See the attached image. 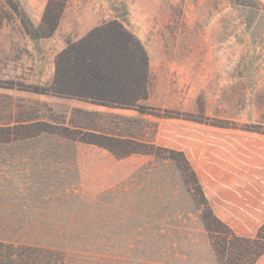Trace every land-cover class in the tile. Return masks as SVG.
<instances>
[{
	"label": "rangeland",
	"instance_id": "374dc122",
	"mask_svg": "<svg viewBox=\"0 0 264 264\" xmlns=\"http://www.w3.org/2000/svg\"><path fill=\"white\" fill-rule=\"evenodd\" d=\"M253 2L68 0L66 41L108 21H127L149 57L146 105L185 119L54 96L44 102L22 89L36 85L5 79L0 128L47 123L128 131L182 150L215 215L236 235L254 237L264 224V0ZM11 4L19 1L0 0V20L14 12ZM32 130L24 139L12 130L8 143L0 133V241L59 251L64 264H216L174 163L117 159ZM255 264H264V255Z\"/></svg>",
	"mask_w": 264,
	"mask_h": 264
},
{
	"label": "trees",
	"instance_id": "16d2710c",
	"mask_svg": "<svg viewBox=\"0 0 264 264\" xmlns=\"http://www.w3.org/2000/svg\"><path fill=\"white\" fill-rule=\"evenodd\" d=\"M236 1L239 3H236ZM235 0L238 5L251 7L253 0ZM68 0H47L41 23L34 27L25 14L21 24L31 40L49 38L58 27ZM12 10L20 14L17 5ZM127 21H108L90 30L78 41L66 42L55 57L54 76L49 86H29L22 89L40 95L74 99L111 110H129L138 115L157 118H184V114L148 107L149 57L139 40L126 27ZM3 83L0 82V86ZM84 115L98 112L75 110ZM125 121L133 119L122 117ZM37 128L40 134L56 135L66 142L94 146L117 159L131 156H152L174 163L186 192L199 210V219L205 231L216 264H255L264 255V224L254 237H242L214 213L204 196L196 173L182 152L174 148L156 146L135 139L132 134H107L95 130L83 132L67 126L55 127L47 123L0 128L6 137L16 129L19 138L31 135L26 131ZM0 264H64L63 254L40 246L21 245L0 241Z\"/></svg>",
	"mask_w": 264,
	"mask_h": 264
},
{
	"label": "crops",
	"instance_id": "0c3cea01",
	"mask_svg": "<svg viewBox=\"0 0 264 264\" xmlns=\"http://www.w3.org/2000/svg\"><path fill=\"white\" fill-rule=\"evenodd\" d=\"M18 1L19 10L26 14L34 27L39 26L47 0ZM67 6L68 2L53 35L45 39L31 40L26 35L20 19L14 12L8 15L7 19L0 20L1 81L8 79L26 85L38 86L51 84L54 76L55 57L65 48L68 41L66 39L71 31L70 24L65 26L62 24L64 17L68 13H72L71 8ZM5 8L11 10L9 7ZM73 14L75 15V11ZM32 95L36 100L44 102L53 98L49 95L35 93Z\"/></svg>",
	"mask_w": 264,
	"mask_h": 264
}]
</instances>
